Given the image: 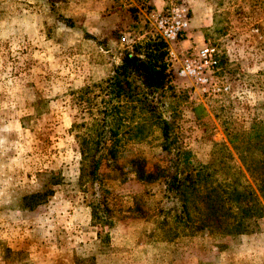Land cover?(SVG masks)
I'll list each match as a JSON object with an SVG mask.
<instances>
[{
  "label": "rangeland",
  "instance_id": "rangeland-1",
  "mask_svg": "<svg viewBox=\"0 0 264 264\" xmlns=\"http://www.w3.org/2000/svg\"><path fill=\"white\" fill-rule=\"evenodd\" d=\"M177 8L188 26L164 40L169 82L146 100L122 93L110 102L107 79L122 57L160 38L155 17ZM203 46L218 59L207 90L176 74L181 58ZM111 105L120 112L110 114ZM257 121L264 0H0V264H264V174L248 176L228 136ZM103 122L105 131L118 127V166L105 156L107 139L96 152L101 180L80 178ZM177 149L247 175L262 210L223 202L217 212L228 222L243 218L251 232H210L189 204L166 196L160 178H138L132 158L152 171Z\"/></svg>",
  "mask_w": 264,
  "mask_h": 264
},
{
  "label": "trees",
  "instance_id": "trees-1",
  "mask_svg": "<svg viewBox=\"0 0 264 264\" xmlns=\"http://www.w3.org/2000/svg\"><path fill=\"white\" fill-rule=\"evenodd\" d=\"M62 19L64 21L68 20L64 17ZM142 47L144 48L143 53H126L122 57L121 63L115 67L113 74L107 79L110 102H112L111 99L118 98L122 93V97L126 96L131 101H141L137 97H144L146 100L148 95L162 90L169 82V66L165 60L167 43L164 39L160 37L145 43ZM134 77L140 81L139 85L141 87L137 92L132 87ZM151 109L153 108L148 110ZM106 110L113 115L120 112L119 106L113 108V105ZM159 124L164 141L163 149L169 152L172 143L169 123L161 118ZM100 126L101 128L96 131L97 135L94 142L96 151L91 155L92 158L88 168L84 167L83 164L80 168V178L87 174L90 180L95 182L101 180L99 168L102 162L101 156H96V152L100 151L101 143L107 139L111 141V144L106 149L105 156L111 161L110 166H118L114 148L118 141V127L111 126L109 131H105L106 125L104 122ZM228 136L229 142L238 153L248 176L253 181L263 177L264 121L253 123L250 129L242 133H228ZM80 153L85 156L83 148ZM228 156L230 157L231 154L228 153ZM169 162L165 167L156 165L152 171H146L140 159H131L139 179L147 181L160 178L166 196H169L172 200L181 201V207L184 209L189 204L192 209L202 215L203 227L209 229L210 232L213 229H219L226 235H239L252 231L243 218L228 222L222 220L217 212L218 205L223 202L236 204L238 207H245L248 204L250 206L256 205L255 209L262 210L257 195L248 183L247 175L240 168L225 161L221 165H215L213 161L202 163L188 149H177ZM224 166L228 167L230 171L221 176L219 173L225 170ZM49 192L52 191L32 193L26 196L25 200L27 204L30 202L32 204L30 206L34 207V204L41 201L43 196H46V193Z\"/></svg>",
  "mask_w": 264,
  "mask_h": 264
},
{
  "label": "built area",
  "instance_id": "built-area-1",
  "mask_svg": "<svg viewBox=\"0 0 264 264\" xmlns=\"http://www.w3.org/2000/svg\"><path fill=\"white\" fill-rule=\"evenodd\" d=\"M175 13L168 17L158 15L155 17V26L160 36L167 42H174L180 32L188 26V20L184 11L177 8ZM170 56L173 53L170 51ZM217 51L215 47L203 46L193 53H186L180 61L176 74L179 77L192 79L194 83L207 90V86L211 84V74L218 64ZM172 65L173 59L170 58Z\"/></svg>",
  "mask_w": 264,
  "mask_h": 264
}]
</instances>
